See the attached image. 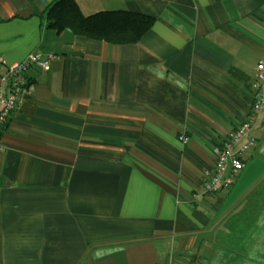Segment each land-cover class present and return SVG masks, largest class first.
<instances>
[{
  "label": "crops",
  "instance_id": "0c3cea01",
  "mask_svg": "<svg viewBox=\"0 0 264 264\" xmlns=\"http://www.w3.org/2000/svg\"><path fill=\"white\" fill-rule=\"evenodd\" d=\"M55 1L0 0V61L60 58L1 137L0 264H264V0H77L154 18L125 45L57 33ZM251 119L244 170L205 194Z\"/></svg>",
  "mask_w": 264,
  "mask_h": 264
},
{
  "label": "built area",
  "instance_id": "2783aa9c",
  "mask_svg": "<svg viewBox=\"0 0 264 264\" xmlns=\"http://www.w3.org/2000/svg\"><path fill=\"white\" fill-rule=\"evenodd\" d=\"M59 59L47 51H36L21 62L0 61V142L3 130L21 101L35 90L33 79L46 74ZM256 79L257 92L252 100L253 119L264 109V95L261 93L264 83L263 65L258 66ZM252 122V119L243 122L236 130L221 138L219 146L215 148L214 173L204 184L205 194H216L222 189H229L244 170L243 156L257 145V140L250 134ZM181 140L186 143L189 138L182 136Z\"/></svg>",
  "mask_w": 264,
  "mask_h": 264
},
{
  "label": "trees",
  "instance_id": "16d2710c",
  "mask_svg": "<svg viewBox=\"0 0 264 264\" xmlns=\"http://www.w3.org/2000/svg\"><path fill=\"white\" fill-rule=\"evenodd\" d=\"M46 19L57 33L71 30L75 35L113 45L139 43L154 24L152 16L128 10L87 15L77 0H56L48 7ZM231 73L240 76L238 72Z\"/></svg>",
  "mask_w": 264,
  "mask_h": 264
},
{
  "label": "clouds",
  "instance_id": "9594fccd",
  "mask_svg": "<svg viewBox=\"0 0 264 264\" xmlns=\"http://www.w3.org/2000/svg\"><path fill=\"white\" fill-rule=\"evenodd\" d=\"M181 87H183V85H181Z\"/></svg>",
  "mask_w": 264,
  "mask_h": 264
},
{
  "label": "bare ground",
  "instance_id": "6f19581e",
  "mask_svg": "<svg viewBox=\"0 0 264 264\" xmlns=\"http://www.w3.org/2000/svg\"><path fill=\"white\" fill-rule=\"evenodd\" d=\"M3 133H4V130H3Z\"/></svg>",
  "mask_w": 264,
  "mask_h": 264
}]
</instances>
